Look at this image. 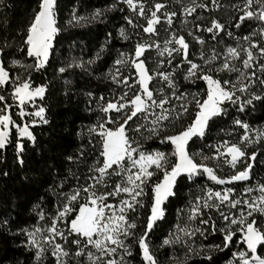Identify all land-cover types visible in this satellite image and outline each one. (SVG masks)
I'll return each mask as SVG.
<instances>
[{"label":"snow or ice","instance_id":"1","mask_svg":"<svg viewBox=\"0 0 264 264\" xmlns=\"http://www.w3.org/2000/svg\"><path fill=\"white\" fill-rule=\"evenodd\" d=\"M118 4L127 7L129 15L123 19L134 30L129 33L121 25L116 30L118 38L129 41L133 34L139 38L134 42V51L117 52L105 74L121 91L107 102L100 97L96 110L102 115L95 123L81 126L82 131L77 133L81 136L87 132L89 144L93 143V135L99 138L98 155L88 165L83 183L68 168V176L77 183L65 192L67 177H61L59 183L49 187L57 197L54 214L48 215L39 203L33 205L31 210L38 222L18 230L25 237L20 246L32 252L33 264H50V261L51 264H133L134 246H138L141 264H160L150 243L151 232L165 216L166 203L175 196L179 180L187 177L195 182L194 178L205 176L218 187L204 185L194 198H189L178 213L183 223L175 226L161 246L184 244L187 252L175 264H185L193 255L203 256L204 261L212 264V253L223 252L235 242L242 247L231 252L226 264H264V254L260 253L264 248V224L260 219L264 218V181L251 182L253 162L261 151L259 145L264 143V127L254 128L246 120L233 118L232 129L243 130L238 140L217 139L205 146L208 154L189 150L198 139L207 137L214 121L228 115L229 107L243 113L248 107L255 109L258 102L264 104V0H237L230 5L221 4L220 0L199 3L191 0L190 4L181 6L180 22L185 27L187 17L197 9L210 14L207 23H198L204 17L196 15L192 21L194 27L187 33L200 46L195 51L183 30L173 27L178 13L169 10L167 0H114L106 8L93 9L87 15L79 14L73 7L65 23L80 25L98 20ZM225 7L233 10L235 19L229 21L231 28L239 29L247 21L255 26L250 24L249 31L233 37L232 31L211 15ZM58 11V0H36L30 21L20 33L22 42L15 45L9 61L13 68L22 71L13 75L0 63V150H6L14 128L16 160L21 164L24 140L36 142L32 127L49 123L46 107L36 103L37 98L45 97L49 82L34 84L32 74L46 71L51 61L62 31ZM140 20L144 23H139ZM162 20L168 25L165 29L168 34L161 45L152 37H158L157 26ZM203 33L208 34V39ZM225 34L235 42L225 44L220 39ZM12 47L5 37L0 42V53L8 55L6 50ZM104 48L102 44L87 61L71 57L56 72L84 70L101 59ZM148 49L156 53L155 67L151 69L144 58ZM16 54L21 58H15ZM29 59L31 63L27 62ZM178 74L192 85L203 82L204 87L199 91L181 90ZM157 82L158 86L153 87ZM69 84L65 80V86ZM28 105L34 110L26 111ZM14 106L22 123L10 114ZM219 132L228 137L233 135L229 128H221ZM137 137L158 139L161 144H169L171 151L145 150ZM250 147L256 150L249 153ZM64 159L79 167L86 159L85 146L82 144L75 155H66ZM223 166L232 169L233 174L218 175L217 169ZM56 175L59 176L58 171ZM114 177H118L114 184L109 183ZM237 182H248L240 194L236 193ZM46 220L50 223L41 226L39 222ZM141 220L142 230L137 233ZM7 226L8 219H0V227ZM217 232L222 237L219 244L193 247L189 243L193 237L206 238ZM237 234L239 238L235 239Z\"/></svg>","mask_w":264,"mask_h":264},{"label":"trees","instance_id":"2","mask_svg":"<svg viewBox=\"0 0 264 264\" xmlns=\"http://www.w3.org/2000/svg\"><path fill=\"white\" fill-rule=\"evenodd\" d=\"M0 2L3 3V7H0V42H3L4 38L7 37L8 41L13 44L12 48L6 50L9 53L8 55L0 53V63H3L6 66V70H9L14 75L22 70L18 67L13 68L9 61L13 53H15V45L22 42L20 33L25 30L30 21L31 13L36 6V0H0ZM160 2H165V0H160ZM197 2L199 3L200 0H197ZM113 3L114 0H58V23L62 31L56 39L52 58L47 65L46 71L32 74L34 84L43 83L45 80L49 82L45 97L43 100L39 99L38 101L39 104L42 103L46 107L49 123L32 127L31 130L34 131L36 142L32 144L24 140L23 164L16 160V135L14 128L11 130L10 143L6 150H0V219L5 217L8 219V226L6 228L0 227V264L33 263L32 252L20 246L21 240L25 239V237L18 231L37 224L38 217L31 210L33 205L39 203L48 215L54 214L57 197L49 191V187L59 183L61 177H67L63 191L67 192L73 187L77 181L72 176H68V168H71L75 176L80 177V182L83 183L84 176L88 174V165L98 155L99 138L93 135V143L89 144L87 132H83L81 136H78L77 133L82 131L81 126L95 123L98 117L102 115L96 110V101L100 97H104V102H107L108 99H111L121 91L105 74L108 72L117 52L134 51V42L139 37L133 34L131 40L123 41L117 36L116 30L121 25H124L129 33H134V30L123 19L124 15H129L127 7L123 4H118L116 9L108 11L104 17L95 21L85 22L80 25H67L65 21L69 19L73 7L77 9L79 14L87 15L93 9H104L107 5ZM190 3L191 0H180L179 3L167 0L169 10L178 13L177 17L174 18L173 27L178 31L183 30V34L191 45V49L195 51L200 46L196 45L192 38L187 36V33L190 29H193L192 21L196 15L204 17V20L197 21L198 23H207L210 14L202 9H197L196 13L187 17L188 23L185 27L180 22L183 17L179 16V9L181 6ZM220 3L230 5L237 3V0H220ZM232 13L233 10L225 7L218 9L211 15L224 23L232 31L233 37L243 35L249 31L250 24L255 26L254 22L247 21L239 29L231 28L229 21L235 19ZM138 22L144 23L142 20ZM157 27L158 37L153 36L152 39H158L162 45L168 34L165 31L168 25L162 20ZM139 31L144 39H148L147 34H143L142 30ZM203 35L208 39L207 33H203ZM220 39L225 44H233L235 42L234 39H230L226 34ZM214 43L215 41H209V44ZM102 44L105 45L104 52L101 59L96 61L95 64L88 66L84 70L73 68L67 69L63 74L56 72V69L66 64L71 57L82 58L87 61ZM15 58L20 59L21 57L16 54ZM144 58L148 61V68L155 67L156 53L154 49L146 50ZM27 62L31 63V60L29 59ZM164 67H167V65L165 64ZM177 71L179 73V70ZM125 74H128V72L126 71ZM224 75L227 76L228 74ZM176 78L181 85V90L199 91L200 88L204 87L203 82H197L196 85H192L184 81L182 74H178ZM65 80L70 81L67 87L65 86ZM157 86L158 82L153 84V87ZM88 93H91L92 96L89 97ZM8 102L11 103L10 98ZM89 109H92V111H89ZM16 112L17 108L14 106L10 110V114L14 119L22 123L16 116ZM233 118L246 120L254 128L264 127V104L258 102L255 109L248 107L247 111L243 113H238L235 108L229 107L228 115L214 121L207 137L203 140L198 139L191 145L189 150L203 151L208 154V148L205 146L215 142L217 139L238 140L239 134H242L243 130L239 128L232 129L231 121ZM221 128H229V130L233 131V135L231 137L224 136L223 133L219 132ZM129 134L131 135V132ZM137 139L145 150L156 148L164 152L171 151L169 144H161L158 139L145 140L140 137H137ZM82 144L85 146V161L79 167L68 164L64 157L69 154L75 155ZM259 147L261 151L253 162L252 183L264 181V163L261 162L264 161V143H261ZM255 150V147H250L248 152L251 153ZM57 171L59 176L56 175ZM5 172L7 173L6 176L3 175ZM217 173L221 176H227L233 174V170L223 166L217 169ZM115 179H118V177H114L109 183L114 184ZM194 179L195 182L187 177L179 180L175 187V196L170 197L166 203L165 216L156 223L154 230L151 232L150 243L160 264H175V261L183 260L187 252V248L183 243L173 246L161 245L164 238L174 230L175 226L183 223L182 216L178 215V213L185 208L189 198H194L204 185L218 187L205 176ZM153 180H155V177H153ZM246 183L248 182H237L235 184L237 194H240ZM147 191L150 193V187ZM146 211L145 209L142 214L146 215ZM260 219L261 223L264 224V218ZM39 223L44 226L45 223H50V221H40ZM143 223V220L138 222L137 233L142 230ZM238 238L239 235L237 234L235 239ZM221 239V235L217 232L209 234L206 238L193 237L189 243L196 247L201 244H219ZM240 247H242L240 244L233 242L231 248L225 249L223 252L212 253V264H226L231 252ZM133 252V264H141L138 246L133 247ZM260 253H263V248L260 249ZM170 257L173 259H170ZM202 261L203 264H208L207 261L203 260V256L193 255L185 264H201Z\"/></svg>","mask_w":264,"mask_h":264},{"label":"rangeland","instance_id":"3","mask_svg":"<svg viewBox=\"0 0 264 264\" xmlns=\"http://www.w3.org/2000/svg\"><path fill=\"white\" fill-rule=\"evenodd\" d=\"M39 99L40 98H37V100H36V103H37V105H39ZM32 110H34V107L32 106V105H28V106H26V111H32ZM17 111H18V109H17ZM37 125H39V124H37ZM12 130V129H11ZM61 227H63V224H61L60 225ZM262 254H264V248H263V253ZM51 262V261H50ZM33 264V263H32Z\"/></svg>","mask_w":264,"mask_h":264}]
</instances>
